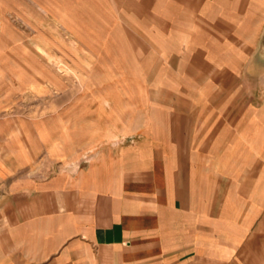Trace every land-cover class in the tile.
I'll use <instances>...</instances> for the list:
<instances>
[{
    "label": "rangeland",
    "instance_id": "1",
    "mask_svg": "<svg viewBox=\"0 0 264 264\" xmlns=\"http://www.w3.org/2000/svg\"><path fill=\"white\" fill-rule=\"evenodd\" d=\"M100 1L0 0V158L19 186L0 187V206L20 219L43 186L31 238L45 253L27 263L90 234L79 214L48 216L52 201L93 202L81 159L101 188L108 175L172 194V225L121 240L124 264H264V0ZM17 226L0 264H24ZM61 249L52 264L75 263Z\"/></svg>",
    "mask_w": 264,
    "mask_h": 264
},
{
    "label": "crops",
    "instance_id": "2",
    "mask_svg": "<svg viewBox=\"0 0 264 264\" xmlns=\"http://www.w3.org/2000/svg\"><path fill=\"white\" fill-rule=\"evenodd\" d=\"M28 2H43V0H27ZM57 2H101L100 0H56ZM107 1V0H106ZM102 0V2H106ZM149 2L150 0H138L137 2ZM111 2H135L134 0H111ZM156 2H188L187 0H156ZM190 2V1H189ZM53 58V57H52ZM51 58V59H52ZM54 59H52V62ZM55 62V61H54ZM58 63V62H57ZM84 159L83 157H81ZM84 162L81 159L75 163V167H79L78 176L75 177L76 184L78 187L88 188L89 185L93 188V202L91 205H86L84 207L85 210L79 211L80 209L73 208L72 199L65 208L61 210L57 208L55 202L52 201L51 208L48 211V216L52 217V219L62 218L63 215L74 216V215H81L82 219L79 218L78 223L81 225L84 223V230H89L90 234L83 233L82 240L79 239H72V233L68 236L66 240L62 243L58 244L57 251L54 253L51 258L52 260L49 261V264L56 263L59 261V253L62 250L61 248H68L67 251L73 253V260L75 263L78 261V264H124L125 262V255L123 254V243L121 240H124L125 237H130V245L138 246L140 244L141 236V227L153 226V229L159 227L160 224L163 222L165 224L172 225L171 220L169 223L165 222L166 215L168 216L167 219H171V214L173 212L172 206V194L168 192V194L161 195V194H152L146 197L140 195V191L131 189V188H124L120 178L113 176L108 177L106 175V180L104 182V187H100V180L95 179L94 177H98V173L100 171L99 164L96 162L90 165L89 169L81 164ZM11 165L8 164L4 159L0 158V182L1 186L4 189V192L7 190L10 192L12 189H16L17 186L16 182L8 183L6 185V179L11 174ZM93 179H92V178ZM113 178V179H112ZM155 180L157 181L156 175L152 176V182L155 185ZM93 182V183H90ZM15 185V186H14ZM43 186L37 187L35 190L36 193L40 192L39 195L37 194L35 197V201L29 206H26L25 210L20 211V219H13L12 212L10 206H7L8 197H4L7 202H3V206H0V215H2V221H0V242L2 240L3 243H0V247L9 246L10 248L14 246V234L11 231H15L18 229L17 224L22 225L21 231L24 232L22 242L25 241L24 249H22L19 253L21 257V263L28 264L27 262L30 261H39L42 262V255L45 253L43 250V241H39L38 238L32 239L31 237L34 236L31 230H35L37 232L42 231V228L39 227L41 223V219L44 215V208L42 204V197H43ZM128 187V185H127ZM130 187V186H129ZM27 190V188H25ZM103 189V190H100ZM25 190V191H26ZM80 190L75 188L74 190L70 191L72 196L75 198L76 194ZM56 192V191H55ZM153 191L146 193L150 194ZM11 194V193H10ZM9 194V195H10ZM144 195V194H143ZM113 201L116 203V208L113 207ZM75 207L76 205V201ZM9 204V202H8ZM70 204V205H69ZM83 209V208H82ZM147 213L146 216L144 213ZM148 211V212H147ZM84 216V217H83ZM1 217V216H0ZM70 219V218H68ZM19 221L20 223H17ZM77 222L76 218L73 219V223ZM163 223L161 225H163ZM36 226L35 228H33ZM115 230L116 232L112 233ZM120 231V234L118 232ZM105 234H102L104 233ZM28 233H30V241H26ZM75 233V232H74ZM40 235V234H39ZM38 236V235H37ZM40 235V239H41ZM21 238V237H20ZM27 242H30L28 245ZM32 243V244H31ZM98 245L97 251V258L93 255L91 245ZM78 245L80 249H75V246ZM35 247V248H34ZM80 250V251H79ZM83 250V251H82ZM40 254H39V253ZM29 253V255H28ZM83 253V256H82ZM12 254V252H11ZM39 254V256H38ZM44 256V255H43ZM50 257V256H48ZM78 257V258H76ZM41 258V259H38ZM50 258V259H51ZM76 259V260H75ZM176 264H189V261L182 260L180 258H176ZM71 261V262H72ZM73 263V264H75ZM203 264V263H202Z\"/></svg>",
    "mask_w": 264,
    "mask_h": 264
}]
</instances>
